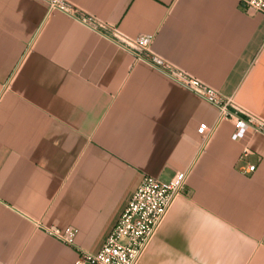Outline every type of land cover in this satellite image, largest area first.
Returning <instances> with one entry per match:
<instances>
[{
  "label": "crops",
  "instance_id": "obj_1",
  "mask_svg": "<svg viewBox=\"0 0 264 264\" xmlns=\"http://www.w3.org/2000/svg\"><path fill=\"white\" fill-rule=\"evenodd\" d=\"M66 1L73 16L0 0V264H86L146 176L179 172L184 194L138 264H264V133L167 74L264 122V15L239 0ZM114 30L152 36L165 65L137 60ZM51 227L76 228L75 245Z\"/></svg>",
  "mask_w": 264,
  "mask_h": 264
},
{
  "label": "built area",
  "instance_id": "obj_2",
  "mask_svg": "<svg viewBox=\"0 0 264 264\" xmlns=\"http://www.w3.org/2000/svg\"><path fill=\"white\" fill-rule=\"evenodd\" d=\"M239 1L247 10L264 15V0ZM48 4L50 11L59 10L73 16L74 11L71 10L72 8L66 0H48ZM82 21L84 24L95 27L96 20L92 17L87 16ZM113 33V40L137 60L157 67L165 65L160 58L151 53L152 36L130 38L117 30H114ZM167 74L182 86L216 106L220 111V119L234 122L237 130L248 125L255 131L264 133V122H260L255 116L238 108L233 99L225 98L217 90L185 72L171 69ZM231 109H234L235 112ZM210 132L207 124H201L198 129V133L204 137L208 136ZM248 153L247 150L246 155ZM255 169L256 166L249 167L251 172ZM188 178V172H179L170 181L146 176L101 251L97 254H85L82 257V262L86 264H138L173 204L184 194ZM46 232L63 243L73 246L78 230L74 227L64 230L51 227L46 228Z\"/></svg>",
  "mask_w": 264,
  "mask_h": 264
}]
</instances>
